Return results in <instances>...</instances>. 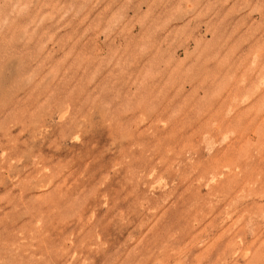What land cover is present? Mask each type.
Listing matches in <instances>:
<instances>
[{
	"label": "rangeland",
	"instance_id": "obj_1",
	"mask_svg": "<svg viewBox=\"0 0 264 264\" xmlns=\"http://www.w3.org/2000/svg\"><path fill=\"white\" fill-rule=\"evenodd\" d=\"M0 264H264V0H0Z\"/></svg>",
	"mask_w": 264,
	"mask_h": 264
}]
</instances>
